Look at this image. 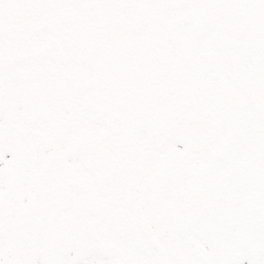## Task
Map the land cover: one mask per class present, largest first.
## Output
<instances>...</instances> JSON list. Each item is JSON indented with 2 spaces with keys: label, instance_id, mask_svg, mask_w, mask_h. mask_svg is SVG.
I'll list each match as a JSON object with an SVG mask.
<instances>
[{
  "label": "snow or ice",
  "instance_id": "snow-or-ice-1",
  "mask_svg": "<svg viewBox=\"0 0 264 264\" xmlns=\"http://www.w3.org/2000/svg\"><path fill=\"white\" fill-rule=\"evenodd\" d=\"M0 264H264V0H0Z\"/></svg>",
  "mask_w": 264,
  "mask_h": 264
}]
</instances>
